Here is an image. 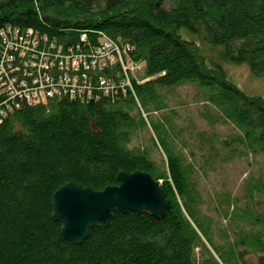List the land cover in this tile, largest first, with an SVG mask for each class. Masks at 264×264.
Here are the masks:
<instances>
[{"label": "trees", "instance_id": "obj_1", "mask_svg": "<svg viewBox=\"0 0 264 264\" xmlns=\"http://www.w3.org/2000/svg\"><path fill=\"white\" fill-rule=\"evenodd\" d=\"M7 25L65 46L82 33L91 44L103 34L130 46L131 59L145 65L151 80L133 83V95L114 103L61 100L23 107L3 120L0 264H237L233 251L225 256L213 245L199 220L189 167L168 147L158 125L151 130L165 156L161 169L145 151H130L127 144L136 125L147 128L139 111L159 110L160 89L195 84L207 105L240 133L238 143L264 155V102L238 90L224 69L246 66L253 77L264 78V0H0V29ZM134 172L161 182L170 204L163 220L115 212L81 246L62 238V224L52 212L56 191L75 184L101 192L118 186L119 173ZM256 190L264 194L263 186ZM247 197L254 199L253 192ZM245 216L262 227L244 241L260 253L256 264H264V216Z\"/></svg>", "mask_w": 264, "mask_h": 264}, {"label": "rangeland", "instance_id": "obj_2", "mask_svg": "<svg viewBox=\"0 0 264 264\" xmlns=\"http://www.w3.org/2000/svg\"><path fill=\"white\" fill-rule=\"evenodd\" d=\"M164 6L169 8L166 2ZM140 68L136 79L143 76L144 67L141 65ZM224 69L238 90L264 102V78L253 77L246 66L224 65ZM158 96L159 110L150 107L139 111L140 104L135 101L147 128L136 125L127 149L145 151L161 169L165 156L151 130L152 124L158 125L168 147L182 156L189 167L200 202L199 220L213 245L225 256L233 251L237 264H256L260 253L249 245L251 241L244 240L261 231L262 227L252 225L245 214L258 215V218L264 216V194L259 195L256 190L264 187V155H255L238 143L240 133L207 105L202 91L195 84L160 89ZM136 114L134 110L131 115L138 124ZM250 192H253L254 199L247 197ZM202 242L206 244L204 240ZM196 252L199 256L200 251ZM241 254L244 255L239 260Z\"/></svg>", "mask_w": 264, "mask_h": 264}, {"label": "built area", "instance_id": "obj_3", "mask_svg": "<svg viewBox=\"0 0 264 264\" xmlns=\"http://www.w3.org/2000/svg\"><path fill=\"white\" fill-rule=\"evenodd\" d=\"M82 33L65 46L40 33L7 25L0 29V124L23 107L67 100L89 105L133 95V83L150 81L145 65L131 59L132 48ZM143 66V76L136 73ZM136 100V99H135Z\"/></svg>", "mask_w": 264, "mask_h": 264}, {"label": "water", "instance_id": "obj_4", "mask_svg": "<svg viewBox=\"0 0 264 264\" xmlns=\"http://www.w3.org/2000/svg\"><path fill=\"white\" fill-rule=\"evenodd\" d=\"M118 186L95 192L88 187L68 184L52 198L53 218L62 224L64 240L81 246L94 229L106 228L115 212L132 213L163 220L170 204L161 188L147 173H119Z\"/></svg>", "mask_w": 264, "mask_h": 264}, {"label": "bare ground", "instance_id": "obj_5", "mask_svg": "<svg viewBox=\"0 0 264 264\" xmlns=\"http://www.w3.org/2000/svg\"><path fill=\"white\" fill-rule=\"evenodd\" d=\"M5 27H7V26H5ZM27 30L32 31V32H34V33H38L37 31L31 30V29H27ZM44 36H46V35H44ZM46 37H47V36H46Z\"/></svg>", "mask_w": 264, "mask_h": 264}]
</instances>
